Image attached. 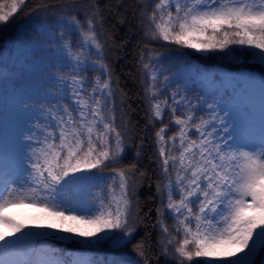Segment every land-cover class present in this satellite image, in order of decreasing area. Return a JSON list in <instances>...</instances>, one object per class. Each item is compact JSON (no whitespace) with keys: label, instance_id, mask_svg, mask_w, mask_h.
Instances as JSON below:
<instances>
[{"label":"snow or ice","instance_id":"snow-or-ice-1","mask_svg":"<svg viewBox=\"0 0 264 264\" xmlns=\"http://www.w3.org/2000/svg\"><path fill=\"white\" fill-rule=\"evenodd\" d=\"M29 4L37 27L21 44L47 55L0 153V264H264V119L250 100L264 90V0H0V28ZM124 25L143 128L112 60ZM161 48L231 71L169 76ZM153 180L154 208L138 197Z\"/></svg>","mask_w":264,"mask_h":264},{"label":"trees","instance_id":"trees-1","mask_svg":"<svg viewBox=\"0 0 264 264\" xmlns=\"http://www.w3.org/2000/svg\"><path fill=\"white\" fill-rule=\"evenodd\" d=\"M32 4H29L26 9L22 12L18 13L16 17L12 20L11 24L0 28V52H2L8 44H12L15 42H22L28 40V38L32 35V29L37 27L36 23V15L33 13L31 15L28 14L29 9H31ZM117 33L118 37L123 38L127 42V47L125 52H120L119 55L121 59L117 60L116 55H112V60L114 63V67L116 69L117 75L120 76V84L122 87L125 88L126 91L129 92V95L133 97L131 103L132 107L135 108L137 111L132 115L133 123L139 121L140 127L143 128L144 125V103L141 100H138L136 97L137 95H142L139 88V76L135 73V61L134 57L136 56V43L135 39L131 38V32L128 25L120 26L114 29ZM127 34V35H126ZM159 51L165 54L163 65L164 67H170L171 73H174L179 67L184 64H189L192 62H198L202 68H207L208 70L213 67L224 68L228 72L231 69L225 67V64L231 63L229 61L224 62H214V63H203L201 59H197L196 57L200 54H194L185 56L183 55L184 51H191V50H181V52L175 51H168L164 48L159 49ZM251 59V58H250ZM187 62V63H186ZM1 67H9L11 71H13L14 67L10 66L6 62H0V69ZM247 69H241L244 71ZM18 76L16 77H9V76H2L0 71V92H7V88L11 87L12 90H17L19 88L18 82L24 80L34 81L31 84H38L35 81H38L39 78L42 76V72H37L36 70L26 71L22 68L18 70ZM132 75H129V73ZM257 74L260 75L259 72ZM135 77V78H133ZM3 106L0 105V112H2ZM148 144H151V140L147 141ZM148 151H145V157L148 155ZM132 159V154L129 155L127 162H130ZM145 164L148 163L147 159L144 161ZM156 188H155V180L150 182H145L143 186L138 191V197L142 203L147 202L148 206L155 207L159 204V200L156 199L155 203L153 202V198L156 197ZM147 207L145 208V211ZM155 213L153 212V216ZM141 234H143V228L141 229ZM61 245H57L60 247ZM67 247L74 251L77 250L76 246L68 244ZM91 257H95L97 259H102L105 256L112 258V253L105 251V250H92ZM155 264V258H154Z\"/></svg>","mask_w":264,"mask_h":264},{"label":"rangeland","instance_id":"rangeland-1","mask_svg":"<svg viewBox=\"0 0 264 264\" xmlns=\"http://www.w3.org/2000/svg\"><path fill=\"white\" fill-rule=\"evenodd\" d=\"M14 45H20L16 47ZM47 54L39 51H32L23 46L20 42H15L8 44L6 49L0 52V62H6L10 66L14 67L13 71L9 67H1V75L16 77L18 76V70L20 68L31 71L36 70L37 72H42L43 62H46L45 56ZM197 66L201 67L198 62H192L189 64H184L179 67L174 73H179L181 76H187L193 69ZM169 68V67H166ZM202 68V67H201ZM210 71L217 73L228 72L224 68L213 67L209 69ZM246 71V70H244ZM171 76L172 73H166ZM257 76H259L256 73ZM39 87V84H29L26 87L19 88L17 90H12L11 87L7 88V92H0V105L3 106L2 112H0V153L3 152L4 147L7 142L10 141L11 136L18 126L19 123V102L25 96L35 95ZM192 90L188 93L190 98H193L201 92V86L199 84L190 85ZM250 100L255 113V122L258 124L261 119H264V90H261L259 85L252 88L250 92ZM14 211L21 214V218L27 225H32L35 222V218L38 216L36 210L33 209H15ZM75 254L91 256V252L80 250L74 251Z\"/></svg>","mask_w":264,"mask_h":264}]
</instances>
